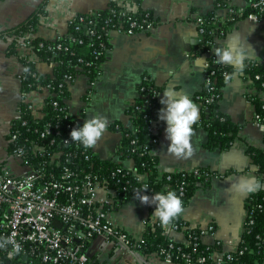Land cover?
<instances>
[{
    "label": "crops",
    "instance_id": "1",
    "mask_svg": "<svg viewBox=\"0 0 264 264\" xmlns=\"http://www.w3.org/2000/svg\"><path fill=\"white\" fill-rule=\"evenodd\" d=\"M44 1L1 0L0 29L23 22ZM46 1V14L41 17L37 32L27 33L19 40L40 37L53 41L67 34L69 23L77 15L104 10L111 0ZM117 1L130 11L142 9L151 12L157 24L151 30L132 35L113 30L110 35L111 48L95 85L91 87L89 75L81 72L69 86L67 102L70 111L82 125L94 116H106L109 121L107 131L93 148L95 155L102 161H112L133 170L135 160L118 154L123 138L120 127L132 126V115L128 109L139 98L140 86L145 77L161 88L158 95L160 109L166 107L160 100L167 89L186 93L199 109L198 121L192 125L194 155L187 160H177L166 154L170 141L166 139L167 125L161 120L158 124V141L152 147V153L158 158L157 167L161 172L205 168L213 175L208 181L198 184L184 207L180 217L185 221V227H170L166 233L174 241L188 244L189 229L213 225L212 232L201 236L202 243L215 245L220 241L225 250L236 247L247 217L245 201L261 187L256 165L247 149L250 145L264 148V124L256 120V106L251 99L252 96H258L264 100V89H258L244 72L222 87L220 109L239 126L235 140L227 149H210L206 146L209 133L200 124L202 108L195 94L205 84V66L210 54L215 56L216 48H223L231 42L243 49L247 57L245 61H264V20L238 19L228 26L225 35L215 39L211 53H202L199 52L201 34L198 18L213 15L219 25L224 24L228 11L225 5H218L222 0H141L139 5L135 0ZM236 3L242 4L244 1L236 0ZM13 39L12 36L0 38V163L3 165H10L7 136L20 103H33L40 111L50 94L46 87L23 92V57L32 59L41 74H52L54 69L52 62L41 60L22 41L17 45L16 54L9 53ZM242 181L248 183L243 187H234L241 185ZM249 188L252 190L249 191ZM154 210L155 205L141 204L132 196L118 208L111 209L108 219L115 227L129 234L142 236L147 221L153 219L151 215ZM106 245L103 237H96L87 251L99 257L101 264H139L132 253L129 257H122L121 251ZM135 253L143 264H182L164 262L156 253Z\"/></svg>",
    "mask_w": 264,
    "mask_h": 264
},
{
    "label": "built area",
    "instance_id": "2",
    "mask_svg": "<svg viewBox=\"0 0 264 264\" xmlns=\"http://www.w3.org/2000/svg\"><path fill=\"white\" fill-rule=\"evenodd\" d=\"M223 1L228 11L227 20L232 22L243 17L257 21L261 19L258 12H264V0H242L244 1L242 4H237L236 0ZM119 4L121 8L117 12L114 10V14L118 13L119 19L113 21V17H110L106 20L107 24H110L108 34L111 35L113 30H121L132 35L140 31L151 30L155 26V18L149 11H146L139 20L128 18V24L125 26L121 17L131 11L122 3ZM248 8L252 11L245 16ZM204 18H198L200 34L206 32L203 26ZM89 24L93 25V21L90 20ZM88 29L89 37L97 35L95 28L91 26ZM75 30H80L79 24L76 25ZM67 37L68 35L65 34L57 39L64 40ZM31 39L32 37L20 39L19 44L22 41L23 45L32 49ZM85 40L80 38L79 43ZM72 41H75V38ZM50 50L52 51L50 62L55 67L60 63L58 51L69 50V45L58 43ZM208 53H211V50ZM211 56L213 55L210 54L209 57ZM82 61H84L82 57L78 59V63ZM211 65L208 59L205 66V83L207 84L211 82V75L215 73L214 70L207 73ZM76 76L65 74L59 90L52 89L50 84L44 86L49 89L50 94L40 111L33 103H26V110L34 119H44L49 113V106L56 111L55 118L47 120L42 126L32 128L30 133L25 134L23 128L28 125V121L21 119L26 111L19 107L11 124L7 136L10 165L0 163V238L10 237L13 243L0 248V257L13 264H101L99 257L87 251L89 244L96 237H103L106 246L111 249L116 248L118 252L121 251L122 257H129L130 249L134 252H142L143 235L134 236L115 227L108 219V212L114 209L121 199L118 197L120 194L118 185L122 183L120 174L125 176L126 173L132 171L139 183L134 186V192L139 190L146 194L143 190L145 186L149 187V172H136L135 168L129 170L123 165L105 169L96 163L93 148L85 150L83 146L71 141V131L77 126H82V123L70 111L68 99L62 93V87L66 85L69 88ZM259 78L260 76L256 75V79ZM148 79L145 77L144 81ZM96 80H90L91 87L95 85ZM211 100L213 96L209 98V101ZM148 102L146 100L144 105L135 102L132 107L135 111H141ZM259 119V115L256 114V120L260 121ZM15 121H20L22 125H15ZM260 122L264 124V121ZM115 127L119 128L118 125ZM158 130L157 121H152L149 131L154 137L144 147V150L149 151L151 156H153L152 147L158 141L156 136ZM141 165L144 166L145 163ZM190 171L200 175L201 169L194 168ZM190 171L179 173L185 174ZM162 174L163 172L159 171V175L162 176ZM184 185L185 181L179 184L181 195L184 194ZM122 189L126 192L128 186L123 185ZM55 221H58L60 226L55 224ZM149 221L159 224L155 218ZM170 227L179 229L177 224ZM184 227L185 225L182 226ZM192 230L194 229L188 231L192 232ZM213 230V225H208L200 229L199 235L189 234L188 244L192 245L195 251L197 241L201 236ZM14 244L21 246L18 253L13 251ZM215 245L221 246L220 241H217ZM238 245L231 249L215 251L214 262L221 264L224 261V254L227 253V257H230L231 252L238 250ZM156 254L164 262L175 263L173 256L167 254L165 250ZM182 258L185 260L183 264H205L203 257L194 261L190 254L183 253Z\"/></svg>",
    "mask_w": 264,
    "mask_h": 264
},
{
    "label": "trees",
    "instance_id": "3",
    "mask_svg": "<svg viewBox=\"0 0 264 264\" xmlns=\"http://www.w3.org/2000/svg\"><path fill=\"white\" fill-rule=\"evenodd\" d=\"M135 1L137 5L141 2V0ZM46 4L47 1L45 0L23 22L10 28L0 29V38L14 37L9 46V53H17V45L19 44L17 39L19 40L20 37H23L27 33L35 34L37 32L40 19L46 14ZM218 5H225V1H220ZM120 8L121 6L117 0H111L108 8L104 10L96 11L93 14L77 15L76 18L69 23V29L66 34L68 37L64 38V40L59 38L51 41L40 37H33L30 41V46L41 60L51 61L52 51L50 49L56 47L58 43L69 45V50L58 51L60 63L55 65L52 74L46 75L37 71L35 62L32 59L28 56H24V71L22 75L23 92L27 93L31 90L47 86L48 84L52 86V89L59 90L64 75L68 73L76 76L83 72L88 74L92 81L98 79L102 72V65L111 48L110 34H108L110 24L108 25L106 20L113 17V21H117L119 16L117 15L118 13L114 14V10L117 12ZM251 11L252 10L248 8L245 12V16ZM145 12L146 11L142 9L131 11L121 17V19L124 21L125 26H127L129 21L128 18L139 20ZM258 14L260 18L264 20V12H258ZM81 18L83 19L80 20ZM204 19L205 22L203 26L206 32L201 33L199 49V52L202 53L212 50L215 39L225 35L228 26L234 23L227 20L224 24L219 25L216 21L214 22L215 17L213 15H209ZM90 20L93 21V25L89 24ZM77 24L80 25V30L78 31L75 30ZM154 24H157L155 19ZM91 26L97 31V35L92 38L88 36V28ZM74 38L75 41H72ZM80 38L86 40L83 41V43H79ZM81 57L84 61L78 63V59ZM209 59L212 65L207 73H209L210 70H214L215 73L211 75V82L208 84L205 83L203 88L195 94V99L200 103L202 108L200 124L204 126L209 133L206 146L210 149L215 147L227 149L235 140L239 126L233 122L228 115L221 111L220 100L222 97V87L225 85L223 73H233L234 68L223 64L217 65L214 55L209 57ZM87 62L90 63L87 64ZM244 64L246 67L243 72L249 75L258 89H264V61L257 62L248 59ZM25 69H27V71H25ZM256 75H259L260 78L256 79ZM62 91L65 96H69V88L66 85L62 87ZM160 91L161 88L156 86L151 79L141 84L140 96L136 103L144 105L146 100L149 102L141 111H135L132 106L128 109L129 114L132 115V126L129 128L120 127L123 138L118 147V154L123 158L132 157L135 160L136 172H149L147 195L151 196L157 192L166 194L169 190L175 191L177 195L181 196L183 207H185L197 189L198 184L202 181H208L213 174L208 169L200 168V175L195 174L193 171L185 172V174L170 171L163 172L162 176L159 175L157 156L149 155V151L146 152L144 147L146 144L150 143L154 137L149 131L151 122L157 121L158 124L159 122L161 123L158 118L160 110L158 95ZM212 96L213 100L209 101V98ZM251 99L256 106V114L259 115V120L264 121V100L258 96H252ZM19 107L26 111L24 117L21 119H26L28 121V125L23 128L25 134H28V132L30 133L32 128L42 126L47 120L55 118L56 115V111L53 110L52 106H49L48 115L42 120H36L30 112L26 110L27 104L25 102L22 101ZM15 125L20 126L22 124L20 121H15ZM156 136L158 137V133ZM247 153L256 165L261 187L245 201L247 217L243 225V232L238 250L236 252H231L230 257H227V253H225L224 261L221 264H264V148L250 145L247 149ZM95 161L105 169H113L121 166V164L112 161H102L97 158V156L95 157ZM142 163H145V165L142 166ZM122 175L123 174H120L122 183L118 185V191L120 192L118 197L121 199L119 203L115 205V208H118L123 202L134 196L135 192L133 188L139 184L132 171L126 173L125 176ZM168 176L170 178H168ZM182 181H185L183 195L179 193V184ZM112 185L114 184L112 183ZM123 185L128 186V191L124 192L122 189ZM124 193L125 195H123ZM173 224H177L179 229L186 225L181 217L174 220ZM192 233L199 235L200 229H194L192 232L187 231L188 236ZM143 238L144 242L141 246V251L143 253L152 254L165 250L167 254L173 256L174 262L182 264L185 263V260L182 258L183 253L190 254L194 261L199 257H203L205 259V264H216L213 260V254L215 251L223 249L222 246L204 244L200 238L197 241L198 244L194 251L192 245L174 241L167 235L166 231L161 228L160 224L151 223L149 220L143 233ZM9 263L13 264L0 257V264Z\"/></svg>",
    "mask_w": 264,
    "mask_h": 264
},
{
    "label": "clouds",
    "instance_id": "4",
    "mask_svg": "<svg viewBox=\"0 0 264 264\" xmlns=\"http://www.w3.org/2000/svg\"><path fill=\"white\" fill-rule=\"evenodd\" d=\"M214 54L217 65L223 64L234 68L233 73H223L226 85L233 81L236 75L243 73L246 67L244 61L247 58L243 49L229 42L223 48H216ZM200 59L203 61L202 58ZM160 103L166 106L161 108L158 113V118L167 125L165 133L166 139L170 141V144L166 154L173 156L177 160L191 158L195 151L191 143V137L194 135L192 125L199 118L198 106L186 93H179L171 88L163 93ZM108 123V118L103 115L85 120L82 126H77L71 131V141L83 146L85 150L94 148L107 131ZM247 183V181H242L241 185H234V187H243ZM248 190L251 191L252 188ZM143 191L144 193L147 192V186H145ZM134 195L141 204L155 205V210L151 216L159 221L164 231H169L173 221L178 219L184 211L182 198L175 191L169 190L166 194L157 192L149 196L141 194L138 190ZM0 239H2L0 248H5L7 244L13 243L10 237ZM20 250L21 246L14 244L13 251L18 253Z\"/></svg>",
    "mask_w": 264,
    "mask_h": 264
},
{
    "label": "water",
    "instance_id": "5",
    "mask_svg": "<svg viewBox=\"0 0 264 264\" xmlns=\"http://www.w3.org/2000/svg\"><path fill=\"white\" fill-rule=\"evenodd\" d=\"M55 224H58V225H59L58 221H55ZM59 226H60V225H59ZM129 249H130V248H129ZM130 251H131V253L137 258L139 264H143L142 261H141V260L139 259V257L137 256V254H136L132 249H130Z\"/></svg>",
    "mask_w": 264,
    "mask_h": 264
},
{
    "label": "rangeland",
    "instance_id": "6",
    "mask_svg": "<svg viewBox=\"0 0 264 264\" xmlns=\"http://www.w3.org/2000/svg\"><path fill=\"white\" fill-rule=\"evenodd\" d=\"M7 161V160H6Z\"/></svg>",
    "mask_w": 264,
    "mask_h": 264
}]
</instances>
